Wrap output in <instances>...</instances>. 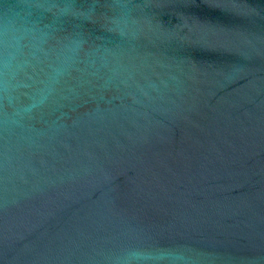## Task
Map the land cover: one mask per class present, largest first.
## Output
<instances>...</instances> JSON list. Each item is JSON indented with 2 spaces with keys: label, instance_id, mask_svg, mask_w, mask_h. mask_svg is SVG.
<instances>
[{
  "label": "water",
  "instance_id": "1",
  "mask_svg": "<svg viewBox=\"0 0 264 264\" xmlns=\"http://www.w3.org/2000/svg\"><path fill=\"white\" fill-rule=\"evenodd\" d=\"M0 264H264V0H0Z\"/></svg>",
  "mask_w": 264,
  "mask_h": 264
}]
</instances>
